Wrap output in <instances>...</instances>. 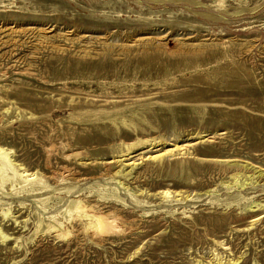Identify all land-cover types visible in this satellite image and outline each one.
Instances as JSON below:
<instances>
[{
    "label": "rangeland",
    "instance_id": "1",
    "mask_svg": "<svg viewBox=\"0 0 264 264\" xmlns=\"http://www.w3.org/2000/svg\"><path fill=\"white\" fill-rule=\"evenodd\" d=\"M221 3L0 0V146L49 186H0L19 222L0 215V264H264V0ZM154 139L125 158L129 189L110 178L102 163ZM79 199L131 231L57 238Z\"/></svg>",
    "mask_w": 264,
    "mask_h": 264
},
{
    "label": "bare ground",
    "instance_id": "2",
    "mask_svg": "<svg viewBox=\"0 0 264 264\" xmlns=\"http://www.w3.org/2000/svg\"><path fill=\"white\" fill-rule=\"evenodd\" d=\"M222 1L223 0H220L221 6ZM155 141L156 139L150 141L140 140L135 144L126 145V151L122 152L123 155L119 157H114L113 159L102 163V166L106 169L110 178L113 181L117 182L122 187L129 189L125 181L128 180V178L132 175V172L138 166V164L128 163L125 158L132 154V152L139 147L146 145L151 147L155 145ZM125 152L126 154H124ZM172 153L173 152H167L155 156L151 155L149 159L158 162L161 161L166 155H172ZM14 154L15 152L12 149L0 146V186L3 187V189L5 187L7 189H14L15 194L21 195L22 198H26L29 196H44L48 191L47 189L49 188V186L44 181V176L38 171L31 172L30 170H28L24 166V164L20 163L16 159V156ZM80 156V153H71L70 155H66L65 158L76 159ZM237 175L233 177L236 179ZM72 176V171H70L66 167H63L62 173L60 175L61 181H65L67 177L70 178ZM57 178H59L57 174H54L52 176V180H56ZM177 193L178 192H172L169 189H165L160 191L157 195L160 196L161 199L167 200L178 197ZM69 205L70 206L65 211L68 217L66 221H64V219V222L60 221L59 219H53L54 222H52L50 225H47V230L54 233L57 238L67 240L70 239L72 235L76 236L77 234H82L96 242H102L106 238L125 235L127 232L131 231V228L127 226L125 219L119 213H117L116 211L107 210L106 208L102 207V205H100L99 203H90L88 201L79 199L72 201ZM0 215L3 219L11 218L14 224H19L17 218L11 214L10 207L5 210H2ZM0 239L3 240V242L11 239L10 236L6 234L1 227ZM216 244L221 246L224 250H227L223 243L217 242ZM214 256V258L216 259L215 264H226L223 262L222 257H220V254L216 253V250L214 251ZM239 260H229L228 264H237ZM197 264L202 263L197 262Z\"/></svg>",
    "mask_w": 264,
    "mask_h": 264
}]
</instances>
